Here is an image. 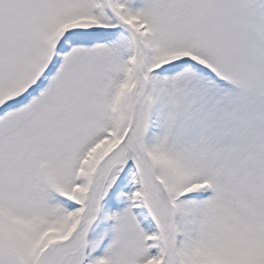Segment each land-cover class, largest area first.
I'll use <instances>...</instances> for the list:
<instances>
[{
  "label": "snow or ice",
  "instance_id": "1",
  "mask_svg": "<svg viewBox=\"0 0 264 264\" xmlns=\"http://www.w3.org/2000/svg\"><path fill=\"white\" fill-rule=\"evenodd\" d=\"M0 264H264V0H0Z\"/></svg>",
  "mask_w": 264,
  "mask_h": 264
}]
</instances>
